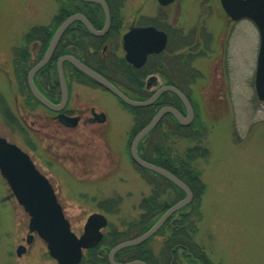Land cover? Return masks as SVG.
I'll list each match as a JSON object with an SVG mask.
<instances>
[{
    "label": "rangeland",
    "instance_id": "374dc122",
    "mask_svg": "<svg viewBox=\"0 0 264 264\" xmlns=\"http://www.w3.org/2000/svg\"><path fill=\"white\" fill-rule=\"evenodd\" d=\"M66 3L68 0H0V94L19 123L1 118L0 137L28 153L49 179L78 236L88 218L100 213L109 220L105 234L116 228L135 238L142 233L141 227L130 230L128 225L145 212L148 205L143 201L157 191L161 203L169 206L179 200V194L133 162V111L100 86L74 84L70 106L84 117L91 116L94 109L107 120L96 124L82 120L77 128L69 129L53 120L50 110L27 101V90L17 76L21 70L16 67L18 49L25 48L28 34L35 27L58 29L56 19ZM162 13L185 34L202 36L200 58H185L186 66L197 69L186 77L191 88H184L195 110L194 134L170 139L169 122H165L169 137L165 144L171 146L173 155L183 156L198 147L194 165L205 192L192 241L212 264H264V102L257 98L254 86L258 30L248 20L231 23L219 0H177L163 9L157 0H126L120 12L122 32L136 20L158 22ZM206 31L209 35L204 37ZM30 42L33 66L38 52L35 41ZM119 55L124 56L122 51ZM116 197L121 199L119 210L113 203L107 206L111 212H105L104 203ZM29 222L30 216L0 173V264H58L39 236L27 244ZM159 232L143 247L151 252L153 264H202L200 259L188 260L183 249L176 252L166 247L171 235L168 228ZM21 245L27 252L18 256ZM107 246L101 249L108 250Z\"/></svg>",
    "mask_w": 264,
    "mask_h": 264
},
{
    "label": "water",
    "instance_id": "95a60500",
    "mask_svg": "<svg viewBox=\"0 0 264 264\" xmlns=\"http://www.w3.org/2000/svg\"><path fill=\"white\" fill-rule=\"evenodd\" d=\"M82 1L99 4L103 7L107 22L106 28L103 31H97L91 22L82 14H74L67 18L55 33L44 58L28 74V87L33 96L46 108L54 112L63 111L68 101V92L63 75V64L69 62L94 82L117 96L126 105L135 108L148 107L152 105L162 93L172 92L180 98L187 111V115L183 116L173 107H163L153 120L134 137L131 143L130 154L136 165L161 175L185 193V198L172 206L150 230L135 239L120 243L112 248L108 255L110 264H147L141 260L119 263L115 260V255L123 249L141 245L154 237L173 214L192 202L193 193L188 185L173 173L141 158L138 152L139 144L160 124L165 115L171 114L179 123L188 126L193 122L195 113L188 97L175 87H161L146 101L133 100L109 80L93 71L74 56H64L60 58L58 62V72L62 85L61 103L54 104L47 100L36 88L34 77L52 58L66 30L74 22L79 21L83 23L93 35L103 36L110 25V10L105 0ZM175 1L176 0H158L161 6H168ZM221 4L225 12L233 20L237 21L246 18L253 21L258 28L260 34V49L255 74V90L258 98L264 102V0H221ZM165 46V33L158 31L154 27L133 29L124 36L126 60L130 64H135L137 66L142 65L146 61L148 54L154 52L159 53ZM151 79L155 80L156 77L153 76ZM104 118V115H99V122H104ZM59 119L66 127H75L79 121L73 120L63 113L59 115ZM0 173L8 183L13 196L30 216L29 235L27 238L28 244L33 242L34 235L37 234L47 244L50 257L56 260L58 264H81L84 251L96 247L102 242L104 238L102 230L105 229L109 223L106 216L100 213L92 214L85 224L84 233L81 236L74 233L49 180L37 169L28 153L3 137H0ZM25 252L26 247L21 245L17 250V255L22 256Z\"/></svg>",
    "mask_w": 264,
    "mask_h": 264
},
{
    "label": "flooded vegetation",
    "instance_id": "af4514ba",
    "mask_svg": "<svg viewBox=\"0 0 264 264\" xmlns=\"http://www.w3.org/2000/svg\"><path fill=\"white\" fill-rule=\"evenodd\" d=\"M125 1L126 0H105L110 10L111 21L108 30L103 36L93 35L88 30V28L79 21L74 22L66 30L52 58L42 69L37 72L34 77V83L36 88L47 100L54 104L61 103L62 85L58 72V62L59 59L64 56L76 57L86 66H88L93 71L109 80L117 88L122 90L129 98L134 100L146 101L150 99L161 87L164 86L175 87L184 93H186L184 91L185 86L191 88V86L187 84L190 81L186 82V77L190 78L189 74H191V72H194L195 70L197 71V69L189 65L186 66L185 58L187 57L189 60L194 61L200 58L202 54L198 53V48L201 45L202 36H200L197 32H195V34L192 32L193 35L190 32L185 34L183 28L176 27L170 24L167 16L163 13L160 14L159 18H157L158 22H149L147 21V19H144L146 21H134L131 26H129L127 31L123 33L122 29L124 25L122 23V20L120 19V12L124 7ZM68 2L69 3H66L62 7V10H64L67 14L66 18L74 14H82L88 19L92 18L95 21L92 22L91 20H89L97 31H103L106 28V17L104 14L103 7L101 5L85 2L82 0H68ZM160 7L161 9H163L167 8L168 6ZM101 12L103 13L104 19H101L100 17ZM112 13L115 15L113 16ZM225 15L229 17L226 13ZM229 19L231 20V23L236 25L240 24L243 21H246L243 19L236 21L231 19L230 17ZM58 23L60 27L63 21ZM149 27H154L158 31L165 33V48L159 53L154 52L148 54L146 61L140 66L130 64L126 60V51L124 49V36L133 29ZM207 35H209L207 31L203 33L204 37H206ZM185 39H187L188 41H185ZM42 40L43 39L39 37L35 38L34 40L36 47L35 50H37L38 55L39 53L40 55L39 57H37L36 61L34 60L35 62H33V67L44 58L47 51L46 50L43 54V48L41 44ZM51 41L52 39L50 40V43ZM258 45L259 46L257 51V58L260 49V40ZM120 51H122L124 54L122 58L119 55ZM223 53L226 55L225 49ZM63 75L66 84V89L68 92V101L63 111H51L54 114V117L52 119L57 120L61 124L59 115L63 113L66 116L72 118L73 120H79L77 126L75 127L64 126L69 129L77 128L82 122V120L87 123L96 124L99 121V115H104L103 113H96L95 110L92 109L91 116L84 117L78 108H73L70 105L72 103L74 84L81 87H98L100 85L94 82L92 79H90L87 75H85L82 71L74 67L69 62H65L63 64ZM153 76L156 77L155 80L151 79ZM26 84L28 86L27 80ZM124 88L127 90H125ZM128 91L131 92V94ZM188 98L190 99V101H192L189 95ZM35 103L39 106L44 107L42 103H40L37 99H35ZM149 107H159L158 112L163 107H173L177 109L183 116L187 115L183 102L177 95L172 92L162 93L152 105L144 108ZM130 109L134 110L136 108ZM104 117V120H107L105 115ZM170 118L177 120L171 114L165 115L162 120H170ZM133 120H135L134 113ZM143 247L144 244L120 251L116 254V260L123 263L132 259L134 260L138 256H132L130 252L137 250L141 252L142 249L146 251ZM95 248H98L101 256L108 259L107 254L105 253V251L101 250L100 246Z\"/></svg>",
    "mask_w": 264,
    "mask_h": 264
},
{
    "label": "trees",
    "instance_id": "16d2710c",
    "mask_svg": "<svg viewBox=\"0 0 264 264\" xmlns=\"http://www.w3.org/2000/svg\"><path fill=\"white\" fill-rule=\"evenodd\" d=\"M70 15V14H68ZM114 16L115 14L112 13ZM67 17V14L64 10L61 11V13L57 16V22H62ZM101 19H104L103 13H100ZM116 19V18H115ZM92 22H95L92 18H90ZM58 25V23L56 24ZM57 28V27H56ZM55 29H52L50 27H35L33 30L28 34V39H33L39 37L42 38V48H43V54L49 47L50 40L53 38V35L56 31ZM30 40L26 44L24 49H18L19 50V58L16 62V67L19 69L21 67V70H17L18 72V79L19 82H21L23 88L27 90V101L35 102V98L31 94L30 90L28 89V86L26 84L27 80V74L29 70L33 67L31 64V58L32 55L28 50V46L30 45ZM40 55V53H39ZM38 55V57H39ZM159 110V107H149L144 109H134V115H135V126L133 129V136H135L143 127H145L151 119L157 114ZM5 120L7 123L10 124H16L19 125L17 117L12 112L11 108L9 107L6 99L2 94H0V119ZM165 122H169L168 129L170 131V134L172 137L170 139H177L180 137L184 138H190L194 134V126L191 127H184L178 121L174 120L173 118H170V120H163L139 145V154L140 156L151 163H154L171 173H173L175 176H177L179 179H181L183 182H185L190 189L192 190L194 194V200L193 202L183 208L178 215H174L171 217V219L165 224V226L160 230L159 234L164 231V229H169L171 231V235L169 236L166 247H172L175 248L174 250L177 252V250L183 249L187 253V257L189 258L191 262H198L199 259L201 260L202 264H212L211 261H209V258L205 255L204 251L200 246H197L192 241V233H196L198 229V222L199 220H196V214L200 215L201 212V199L205 192V185L201 179L200 173L196 169L195 164V157H196V148H190L186 151L185 155L183 156H175L173 155V151L171 146H168L165 144L166 140L169 139L167 134H165ZM155 136V137H154ZM151 138V140L149 139ZM155 176L165 180L167 183H169L173 188H175L178 191L179 194V200L184 198V193L177 187L173 186L168 180L163 178L162 176L156 174ZM116 204V206L119 210V205L121 203V199L116 197V199H110L107 200L103 205V210L105 212H111L109 209V205ZM143 203H146L148 206L145 209V212L141 215V217L131 222L128 227L131 230L132 228L136 226H140L142 229V233L147 232L150 228H152L158 220L164 215V213L169 209L171 205L167 206L164 203H161L160 196L158 195L157 191H155V194L149 199H145ZM109 204V205H108ZM190 209V211H188ZM191 216H195V218H192ZM111 231L108 232L105 235V239L102 243V245H108L107 249L112 248L116 246L117 244L121 243L122 241H126L129 239H132L128 235V231L121 232L116 228L110 229ZM140 234V235H141ZM108 240H112L111 243H107ZM187 247H190L188 249ZM188 250H190L188 252ZM139 250H137L138 252ZM140 252V251H139ZM140 254V255H139ZM136 259L144 260L148 262L149 264H153L151 260V252L150 251H144L139 253ZM134 259V260H136ZM133 260V259H132ZM109 264V261L107 258H104L100 255L98 248H93L91 250H88L83 258V261L81 264ZM175 264V263H174Z\"/></svg>",
    "mask_w": 264,
    "mask_h": 264
}]
</instances>
